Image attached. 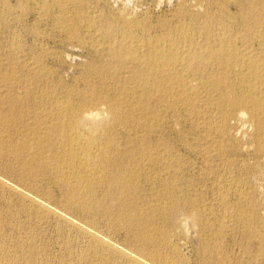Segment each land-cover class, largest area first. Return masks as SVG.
Here are the masks:
<instances>
[{
	"label": "rangeland",
	"instance_id": "374dc122",
	"mask_svg": "<svg viewBox=\"0 0 264 264\" xmlns=\"http://www.w3.org/2000/svg\"><path fill=\"white\" fill-rule=\"evenodd\" d=\"M263 78L264 0H0V264H264Z\"/></svg>",
	"mask_w": 264,
	"mask_h": 264
},
{
	"label": "bare ground",
	"instance_id": "6f19581e",
	"mask_svg": "<svg viewBox=\"0 0 264 264\" xmlns=\"http://www.w3.org/2000/svg\"><path fill=\"white\" fill-rule=\"evenodd\" d=\"M183 32V31H182ZM225 32V31H224ZM187 34V33H186ZM210 35V34H209ZM223 36V35H222ZM225 37V36H224ZM211 38V37H210ZM227 38V37H226ZM225 38V39H226ZM231 38V37H230ZM169 39V38H168ZM222 39V38H221ZM215 40V39H214ZM232 39H230V41H231ZM134 41V40H133ZM167 41V40H166ZM209 41H211V40H209ZM216 41V40H215ZM227 42V41H226ZM132 43V42H131ZM161 43V42H160ZM216 43V42H215ZM215 43L213 42V44L215 45ZM219 43V42H218ZM228 43V42H227ZM212 44V48H214V45ZM220 44V43H219ZM223 44V43H222ZM232 45V44H231ZM126 46H128V45H126ZM164 46V45H163ZM125 47V46H124ZM218 47V46H217ZM228 47H230V46H228ZM157 48V47H156ZM155 48V49H156ZM163 48V47H162ZM226 48H227V46L226 45H221L220 47H218V49L217 50H220V51H225L226 50ZM231 48V47H230ZM152 49V48H151ZM159 49V48H158ZM158 49H156V50H158ZM216 49V48H215ZM147 50V49H146ZM209 50V49H208ZM211 50V49H210ZM122 51V50H121ZM152 51V50H151ZM159 51V50H158ZM169 51V50H168ZM216 51V50H215ZM173 52V51H172ZM214 52V51H213ZM228 52V51H227ZM233 52V51H232ZM222 53V52H221ZM235 53V52H234ZM153 54V53H152ZM213 54V53H212ZM215 54V53H214ZM241 54V53H240ZM155 55H156V53H155ZM155 55H154V57H155ZM223 55V54H222ZM222 55H221V57H222ZM229 56H231L230 54H229ZM240 56V55H239ZM241 56H243V55H241ZM225 57V56H224ZM246 57H248L249 58V55L248 56H246ZM156 58V57H155ZM218 58V57H217ZM162 59V58H161ZM170 61V60H169ZM248 61V60H247ZM251 61V60H250ZM174 62V61H173ZM229 63V62H228ZM243 65V64H242ZM258 66V65H257ZM240 67V66H239ZM235 70H236V68H235ZM253 73V72H252ZM254 75H256V74H254ZM240 78V77H239ZM244 78V77H243ZM260 78V77H259ZM264 79V78H263ZM213 80V79H212ZM242 81V80H241ZM242 82H244V81H242ZM248 83V82H247ZM244 85V84H243ZM249 85V84H248ZM257 86V85H256ZM261 86V85H260ZM218 87V86H217ZM248 87V86H247ZM250 87V86H249ZM249 87H248V89H249ZM255 87V86H254ZM254 87H252L251 86V89L253 88L254 89ZM261 88V87H260ZM255 89H257V87L255 88ZM254 89V90H255ZM254 90H252V91H254ZM247 91H249V90H247ZM251 91V92H252ZM251 92H250V94H251ZM253 93V92H252ZM258 93V92H257ZM245 94H247V93H245ZM226 95V94H225ZM244 95V94H243ZM257 97H258V95L257 94H255ZM245 96V95H244ZM251 96V95H250ZM256 96H255V98H256ZM259 98V97H258ZM263 98V97H262ZM250 99V98H249ZM90 100V99H89ZM251 101V100H250ZM85 102V101H84ZM91 102V101H90ZM67 103V102H66ZM71 103V102H70ZM145 103V102H144ZM239 103V102H238ZM237 103V104H238ZM262 103H264V102H262ZM80 104H82V103H80ZM92 104V103H91ZM94 104V103H93ZM233 104H235V101H234V103ZM241 104H243V103H241ZM58 105V104H57ZM62 105H63V103H62ZM62 105H60V106H62ZM68 105V104H67ZM257 105V104H256ZM259 105V104H258ZM56 106V105H55ZM59 106V105H58ZM59 106V108H61ZM88 105H86V107H87ZM118 106V105H117ZM234 106V105H233ZM235 106H237V105H235ZM243 106V105H242ZM74 107H75V105H74ZM74 107H72V109L69 107V110L68 111H65V113L66 112H69L70 111V109H71V111L69 112V114H71V116H72V121H71V123L69 124V128H68V131L69 132H67V134L65 135V139L64 140H66V142H67V149L64 151L65 152V154L67 155V157H68V159H70L71 160V162L72 161H74V162H76V163H74V165L75 164H79L80 166L79 167H81L82 169L84 168L85 169V171H87L88 173L90 172V174H91V172L92 173H97L98 171L100 172V170H99V160H98V154H99V156H100V153H99V151L102 153L103 151V149L102 150H100V147L102 146L103 147V145H102V142H100L99 141V138H97V136H96V133H97V135H98V132H97V130L100 128V126L103 124L102 122H104V117H103V115L102 114H100V113H98L97 112V114L96 113H91V111H90V113H85V109L86 108H83V107H85V105L83 106V105H80V106H77L76 105V107L74 108ZM263 107V106H262ZM262 107H261V109H262ZM64 108V107H63ZM63 108H61V109H63ZM67 106H66V109L64 108V110H67ZM81 108H83L84 109V111L81 109ZM90 108V107H89ZM101 109V108H100ZM99 109V110H100ZM115 109V108H114ZM59 110V109H58ZM92 110V109H91ZM55 111V110H54ZM63 111V110H62ZM95 111V110H94ZM93 110H92V112H94ZM106 111V110H105ZM104 111V112H105ZM112 111V110H111ZM84 112V113H83ZM100 112V111H99ZM113 112V111H112ZM61 113V112H60ZM64 113V112H63ZM101 113H103L102 111H101ZM110 113V112H109ZM67 115V114H66ZM111 115V114H110ZM112 116V115H111ZM109 117V116H108ZM120 117H122V116H120ZM66 118V117H65ZM123 118V117H122ZM125 118V117H124ZM70 119V118H69ZM66 120V119H65ZM109 120H110V118H109ZM63 122V121H62ZM108 123V122H107ZM65 124V123H64ZM105 124V123H104ZM103 124V125H104ZM114 124V123H113ZM62 126V125H61ZM107 126H108V124H107ZM115 126V125H114ZM63 127V126H62ZM65 127V126H64ZM82 127H88L89 128V131H88V133H84V132H82L80 129L82 128ZM105 127V126H104ZM61 129V128H60ZM46 131V130H45ZM101 131V130H100ZM61 132H62V130H61ZM65 132V133H66ZM87 132V131H86ZM44 133V132H43ZM40 134V133H39ZM51 134V133H50ZM56 134V133H55ZM48 135V134H47ZM52 135V134H51ZM62 135V134H61ZM99 136V135H98ZM56 137V136H55ZM61 138V137H60ZM62 139H63V137H62ZM59 141V140H58ZM27 142V141H26ZM112 142V141H111ZM30 143V142H29ZM63 143V142H62ZM65 143V142H64ZM108 143V142H107ZM66 144V143H65ZM106 144V143H105ZM30 145V144H29ZM56 147V146H55ZM107 147V146H106ZM105 147V148H106ZM111 148V147H110ZM65 149V148H64ZM142 149V148H141ZM108 150V149H107ZM110 150V149H109ZM104 152H105V150H104ZM109 152V151H108ZM107 153V152H106ZM137 153H139V152H137ZM64 154V155H65ZM59 156V155H58ZM111 156V155H110ZM139 156V155H138ZM102 157V156H101ZM100 158V157H99ZM113 158V157H112ZM142 157H140V159H141ZM64 159V158H63ZM67 159V158H66ZM102 159V158H101ZM105 159V158H104ZM116 159V158H115ZM107 160V159H106ZM118 160V159H117ZM69 161V160H68ZM99 161V162H98ZM57 162V161H56ZM73 163V162H72ZM42 164H44V163H42ZM99 164V165H98ZM111 164V163H110ZM60 165V164H59ZM58 165V166H59ZM102 165V164H101ZM104 165V164H103ZM43 166V165H42ZM45 166V165H44ZM57 166V165H56ZM71 167H73V166H71ZM70 167V168H71ZM120 167H122V166H120ZM50 168V167H49ZM64 168V167H63ZM77 168V167H76ZM102 168V167H101ZM123 168V167H122ZM62 169V168H61ZM79 169V168H78ZM104 169V168H103ZM57 170V169H56ZM75 170V169H74ZM73 170V171H74ZM70 171V170H69ZM78 171V170H77ZM82 171H84V170H82ZM104 171H106V170H104ZM126 171V170H125ZM62 173L64 172V171H61ZM80 172V171H79ZM82 174V173H81ZM90 174H89V176H90ZM78 175V174H77ZM91 175H93V176H95L94 174H91ZM115 174H113L112 176H114ZM125 175V174H124ZM71 176V175H70ZM84 176V175H83ZM82 176V177H83ZM100 176V175H99ZM103 176H104V174H103ZM106 176V175H105ZM108 176V175H107ZM55 177H57V176H55ZM78 177V176H77ZM79 177H81V176H79ZM88 177V176H87ZM91 177V176H90ZM117 177V176H116ZM110 178V177H109ZM109 178H108V180H109ZM58 179V178H57ZM97 179V178H96ZM73 180V179H72ZM82 180V179H81ZM92 180V179H91ZM61 181V180H60ZM59 181V182H60ZM68 181H70V180H68ZM87 181V180H86ZM66 182V181H65ZM82 182V181H81ZM92 182H94V181H92ZM130 182V181H129ZM70 183V182H69ZM71 183H72V181H71ZM65 184V183H64ZM63 184V185H64ZM103 185H104V183H102ZM116 184V183H115ZM121 184H122V182H121ZM125 184V183H124ZM83 185V184H82ZM85 185V184H84ZM71 186V185H70ZM74 186V185H73ZM81 188V187H80ZM83 188H85V186L83 187ZM92 188V187H91ZM110 188V187H109ZM108 188V189H109ZM120 188V187H119ZM82 190V189H81ZM96 190V189H95ZM68 191V190H67ZM83 191V190H82ZM110 191V190H109ZM134 191V190H133ZM96 192V191H95ZM73 193V192H72ZM78 193H79V191H78ZM81 193H83V192H81ZM89 193V192H88ZM75 194H76V191H75ZM80 194V193H79ZM84 194V193H83ZM69 195V194H68ZM67 195V196H68ZM73 195V194H72ZM89 195V194H88ZM93 195V194H92ZM81 196V195H80ZM89 196H91V195H89ZM88 196V197H89ZM94 196V195H93ZM92 196V197H93ZM72 197V196H71ZM82 197V196H81ZM87 197V196H86ZM87 197V198H88ZM92 197H91V199H92ZM74 198V197H73ZM75 198H77V197H75ZM81 199V198H80ZM94 199V198H93ZM71 200H72V198H71ZM88 201V200H87ZM94 201V200H93ZM86 202V201H85ZM100 204V203H99ZM99 207V206H98ZM119 218V217H118ZM120 219V218H119ZM139 236V235H138ZM150 237V236H149ZM151 238V237H150ZM134 255V254H133ZM132 256V255H131ZM137 257V256H136ZM138 260V259H137ZM134 262V261H133ZM137 263V262H136Z\"/></svg>",
	"mask_w": 264,
	"mask_h": 264
}]
</instances>
